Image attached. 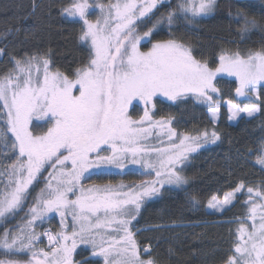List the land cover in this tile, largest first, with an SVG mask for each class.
<instances>
[{"label": "snow or ice", "instance_id": "1", "mask_svg": "<svg viewBox=\"0 0 264 264\" xmlns=\"http://www.w3.org/2000/svg\"><path fill=\"white\" fill-rule=\"evenodd\" d=\"M217 7V0H175L174 4L172 0H70L62 14L82 23L79 40L89 46L86 62L68 73L53 68L50 50L12 58V69L0 75V145L15 154L10 164H0V177L5 178L0 222L23 208L29 187L48 171L24 222L0 232V255L5 257L0 264H77L74 254L80 245L89 246L91 256L100 258L97 264H156L142 258V251L149 253L151 246L141 249L133 221L144 201L159 195L166 185L180 188L188 183L181 166L191 154L219 140L220 133L215 127L178 133L171 126L172 117L153 118L155 98L162 95L177 101L192 95L208 106L215 125L221 110L220 101L213 98L220 92L215 83L218 75L238 80L239 97L259 98L264 90V45L243 54L222 49L211 67L181 39L152 42L165 27L169 36L174 28H195ZM254 7L253 0H247L244 8L229 13L241 40L257 31L264 34V23L245 10ZM90 9L99 10L95 20L89 19ZM141 27L147 31L141 32ZM141 41L151 47L141 50ZM4 54L0 48V56ZM134 101L144 105L138 119L129 114ZM226 107L229 120L252 118L262 111L260 104L241 106L232 100ZM34 121L49 126L36 132ZM154 130L157 137L166 135L167 143H149ZM104 151L109 154L101 155ZM256 163L264 169V141L256 150ZM128 164L139 165L154 179L137 184L83 183L94 169H124ZM245 189L248 211L244 219L235 221L232 254L224 264H264V190L240 182L222 198L212 196L208 207L223 211ZM50 213L59 214L61 230L37 232V224ZM41 237L47 238V248L39 246ZM20 254L27 258H8Z\"/></svg>", "mask_w": 264, "mask_h": 264}, {"label": "trees", "instance_id": "2", "mask_svg": "<svg viewBox=\"0 0 264 264\" xmlns=\"http://www.w3.org/2000/svg\"><path fill=\"white\" fill-rule=\"evenodd\" d=\"M107 1V0H99ZM70 0H0V48L5 54L0 56V75L13 67L12 58L25 54L48 53L53 68L70 73L72 69L86 62L89 46L79 40L81 22L66 18L62 9ZM247 0H217L215 13L198 21L195 28H174L169 36L167 28L154 34L152 42L158 39L176 38L190 43L197 59L206 60L211 67L218 62L222 49H238L243 54L248 49H259L264 45V34L254 32L241 40L237 34L238 25L229 18L237 7L244 8ZM256 7L246 8L249 15L264 23V0H253ZM175 3V0H172ZM35 6V7H34ZM166 11L165 8L160 9ZM149 24L147 27H150ZM146 27V28H147ZM27 36V39L25 37ZM150 44H144L147 47ZM218 100H232L238 103L260 104L262 111L251 119H240L232 124L228 111L223 106L219 122L213 125L209 119L208 106L190 98L170 101L157 96L156 107L152 110L155 117H172V126L179 131L195 133L213 127L220 133V139L204 146L190 157L182 172L188 183L174 188L170 193L144 202L139 216L133 221L140 231L136 239L141 247L151 246V252L142 256L153 259L156 264H224L232 254L235 239V221L242 220L248 211L246 189L237 202L222 216L208 212L207 204L212 196L222 197L231 192L240 182L246 187L264 190V169L256 164V150L264 141V90L259 98L239 97L235 93L238 83L231 79H220ZM143 102H134L129 114L137 119L143 115ZM34 131H43L36 125ZM0 153H4L0 150ZM5 154V153H4ZM4 155H0L1 158ZM12 154L6 159H12ZM47 169L28 190L23 208L14 217L0 224V232L5 228L14 229L22 224L32 205L33 199L44 187L43 178ZM132 172L112 175L111 179L132 178ZM102 176V175H100ZM107 178V177H106ZM193 198L197 203L193 204ZM51 228L58 232L57 220L50 222ZM40 228L39 232H42ZM41 243L44 246V242ZM3 250L0 249V253ZM5 258L0 255V259ZM26 259L20 254L18 257ZM80 264H97L99 259L91 257L90 250L82 248L74 254ZM85 260V261H84Z\"/></svg>", "mask_w": 264, "mask_h": 264}, {"label": "rangeland", "instance_id": "3", "mask_svg": "<svg viewBox=\"0 0 264 264\" xmlns=\"http://www.w3.org/2000/svg\"><path fill=\"white\" fill-rule=\"evenodd\" d=\"M89 2H90V3H93L94 0H89ZM99 2H101V3H107L108 0H107V1H99ZM98 15H99V10H98V9H90L89 19L95 20L96 17H97ZM139 30H140L141 32H143V31H147V28H146V27H141ZM147 43H148V42H146V41H141V50L146 51V50H148V48L151 47V43H149V44H150L149 46H147V47H143V45H144V44H147ZM220 79H231V80H234V81H236V82L238 83V80H237L235 77H233V76H228L227 74H221V75H218V77H217V79H216V81H215V83H216V87L219 86V80H220ZM218 94H220V93H218ZM218 94H217V95H218ZM158 96H160V97H164V96H162V95H158ZM165 98H167V97H165ZM185 98H190V99H193L194 101H198V100H196V98H195L194 96H192V95H189V96H187V97H185ZM185 98H182V99H179V100H183V99H185ZM213 98H214V99H217L216 96H214ZM217 100H218V99H217ZM219 101H220V103H221V110H220V117H219V120H220V118H221V114H222V107L224 106V107L227 109V107H226V102L229 101V99H227V100H223V101L219 100ZM134 102H137V101H134ZM134 102H133V103H134ZM200 102H201V101H200ZM233 102H234V103H237V104H239V105H241V106H244L245 104H252V103H245V104H243V103H238V102H235V101H233ZM207 113H208V116H209V119H210V114H209V112H208V108H207ZM258 114H259V113H257V114H256L254 117H252V118L257 117ZM242 116H244V114H242ZM153 118H154V119H160L161 117H155V116H153ZM244 118H246V119H251V118L246 117V116H244ZM137 119H138V118H137ZM210 120H211V119H210ZM219 120H218L215 124H217V123L219 122ZM239 120H240V118H238L237 120H229V122L232 123V124H235V123H237ZM172 123H173V120H172ZM2 124H3V121L0 120V126H2ZM36 125L44 127V130H46V127L49 126V125H47L45 122H40L39 124H37V123L34 121L33 127H35ZM145 126H146V125H145ZM171 126H172V125H171ZM172 127H173V126H172ZM173 128H175V127H173ZM175 129H176V128H175ZM176 131H177L178 133L187 132V131H179L178 129H176ZM195 133H196V132H195ZM195 133H193V134H195ZM9 139H11V136L9 137ZM160 140H163L165 143H167V136H166V135H161V136L157 137V135H156V131L154 130V135H153L152 137H150V139H149V143H151V144H153V145H157V146H162V145L159 144V141H160ZM207 145H208V144H207ZM205 146H206V145H205ZM201 149H202V148H201ZM201 149H200V150H201ZM0 150H1L2 152L5 153L4 157L1 158V163H0V164H10V163L12 162V160L15 159V154L12 153V152H9L8 149L5 148V147H3L2 145H0ZM200 150H199V151H200ZM199 151H198V152H199ZM196 153H197V152H196ZM196 153L191 154L190 157L193 156V155L196 154ZM9 154H12V156H13L12 159H6V157H7V158L9 157ZM108 154H109V153H108L107 151H104V152L101 153V155H108ZM190 157H189V159H190ZM189 159L185 162V164L189 161ZM185 164H184V165H185ZM256 164H257V163H256ZM184 165H182L181 167L183 168ZM257 165H258L259 167L262 168V166H260L259 164H257ZM178 170H179V169H178ZM127 171H131V172H132V174H133V175H132V178H127V179H126V178H124V179L117 178L116 180H113V179L110 178V176H112V175L123 174V173H125V172H127ZM145 172H146V170H142V169L140 168L139 165H131V164H128L124 169H117V168H114V167H113V168H104V169H94V170H93V173H94V174L91 175L90 179L84 180L83 183H84L86 186L91 185V184H104V183H109V182H111V183H113V184H121V183H123V184H137V183H140V182L145 181V180L154 179V176L146 175ZM100 175H102V176H100ZM106 177H107V178H106ZM4 180H5V178L0 177V194L3 193L4 187H5ZM34 182H35V181H34ZM34 182H33V184H34ZM33 184L29 187V189L33 186ZM174 188H177V187L166 185L163 189H161V192H160L159 195H161V194H163V193H170V192L172 191V189H174ZM29 189H28V190H29ZM243 191H244V190H242L241 193L237 194V196H236V198L233 200L232 204H231V205H227V206H225V208H224L223 211H219V210H216V209H211V208L208 207V204H207V210H208V212L213 213V214H215V215H217V216H222V215L224 214V212H226L227 210H229V209H230V208H231V207L237 202L238 198L240 197V195L242 194ZM159 195L154 196V197H151V198H148L147 200H150V199H152V198L158 197ZM218 197H219V196H218ZM222 197H223V196H222ZM222 197H220V198H222ZM147 200H145V201H147ZM145 201H144V202H145ZM143 205H144V203H143ZM143 205H142V206H143ZM141 208H142V207H141ZM53 220H57V229H58V232H59V231L61 230V222H60V217H59V214H58V213H50L47 217H45L43 223H38V224H37V226H36V231L39 232L40 228L43 227L42 232H44V231H52L53 233H56V231H55L54 229H52L51 226H50V225H51L50 222L53 221ZM1 223H2V222H0V224H1ZM68 224H69L68 231H71V225H72V222H71L70 219L68 220ZM133 231L136 232V233H138L140 230L137 229V226L133 225ZM42 241L44 242V246H43V244L41 243V241H40V245H39V246H40V247L47 248V246H48L47 239H46L45 237H42ZM145 247H146V246L141 247V249L143 250V248H145ZM82 248H87V249L90 250L89 246H87V245H80V246L77 248L76 252L79 251V250L82 249ZM149 252H151V247H150V251H149ZM90 253H91V252H90ZM145 254H146V253H144V252L142 251V256L145 255ZM147 254H148V253H147ZM91 257H92V256H91ZM92 258H95V259H99V260H100V258H98V257H92ZM84 261H85V260H84ZM81 262H82V261L77 262V264H80ZM101 264H102V262H101Z\"/></svg>", "mask_w": 264, "mask_h": 264}, {"label": "bare ground", "instance_id": "4", "mask_svg": "<svg viewBox=\"0 0 264 264\" xmlns=\"http://www.w3.org/2000/svg\"><path fill=\"white\" fill-rule=\"evenodd\" d=\"M52 232V231H51Z\"/></svg>", "mask_w": 264, "mask_h": 264}]
</instances>
